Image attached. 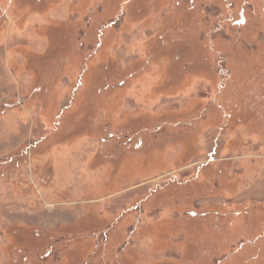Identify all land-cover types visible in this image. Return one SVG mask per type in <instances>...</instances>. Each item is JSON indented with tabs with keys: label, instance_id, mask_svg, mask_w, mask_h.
<instances>
[{
	"label": "rangeland",
	"instance_id": "1",
	"mask_svg": "<svg viewBox=\"0 0 264 264\" xmlns=\"http://www.w3.org/2000/svg\"><path fill=\"white\" fill-rule=\"evenodd\" d=\"M0 264H264V0H0Z\"/></svg>",
	"mask_w": 264,
	"mask_h": 264
}]
</instances>
